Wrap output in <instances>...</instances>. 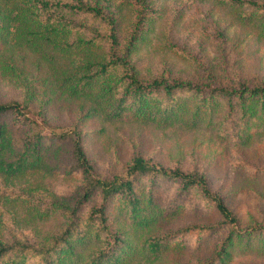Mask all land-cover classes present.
Segmentation results:
<instances>
[{
    "label": "trees",
    "instance_id": "obj_1",
    "mask_svg": "<svg viewBox=\"0 0 264 264\" xmlns=\"http://www.w3.org/2000/svg\"><path fill=\"white\" fill-rule=\"evenodd\" d=\"M217 1L264 39V0ZM150 5L152 0H0V80L10 79L17 93L0 98V264H129L136 250L125 226L136 230L154 223L160 213L152 187L171 181L182 192L197 189L221 219L148 236L139 253L156 257L170 243L180 247L185 237L198 240L217 228L224 234L215 253L194 264H229L232 251L264 246V223L241 222L202 173L138 155L121 174L93 170L78 124L92 115L163 127L205 125L224 140L233 130L242 137L249 123L264 116L263 80L218 84L208 73V80L198 82L142 70ZM15 46L37 54L36 68L39 61L48 64L50 92L90 104L76 123L48 125L47 84L41 81L37 89L33 72L12 60ZM49 160V168L63 163L64 173L78 174L82 184L56 193L21 182Z\"/></svg>",
    "mask_w": 264,
    "mask_h": 264
},
{
    "label": "rangeland",
    "instance_id": "obj_2",
    "mask_svg": "<svg viewBox=\"0 0 264 264\" xmlns=\"http://www.w3.org/2000/svg\"><path fill=\"white\" fill-rule=\"evenodd\" d=\"M147 12L153 20L140 51L142 70L165 71L198 82L208 80V73L218 84L247 79L264 81V39L250 24L235 18L228 6L217 0H152ZM169 44L182 52L174 53ZM15 48L16 55L11 58L33 72L30 77L34 86L38 89L44 80L47 84L43 99L48 102L45 105L48 125L59 128L76 123L90 104L50 92L48 64L39 61L36 68L33 63L36 53L24 46ZM10 83L7 77L0 80L3 100L17 96ZM78 124L85 131L83 147L97 174H121L137 155L168 168L197 171L205 175L210 187L222 196L241 222L264 223V116L249 123L242 137L233 130L225 140L216 137L205 125L194 129L163 127L142 122H110L98 115L79 120ZM62 164L49 168V160L27 173L21 182L42 184L56 193L71 192L82 184V179L76 173L65 174ZM142 185L148 191L149 181H142ZM150 194L160 214L149 227L133 230L125 226L124 235L136 250L129 264H194L215 253L224 228L208 231L198 240V235L185 237L180 247L170 243L156 257L149 252L148 257L139 253L142 246H147L144 240L148 236H160L194 224H217L221 219L214 206L205 203L195 188L182 192L178 183L171 181L153 186ZM229 264H264V246L260 245L258 251H232Z\"/></svg>",
    "mask_w": 264,
    "mask_h": 264
}]
</instances>
